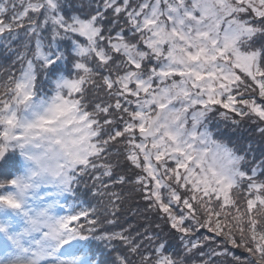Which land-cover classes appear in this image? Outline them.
Here are the masks:
<instances>
[{
    "label": "snow or ice",
    "instance_id": "1",
    "mask_svg": "<svg viewBox=\"0 0 264 264\" xmlns=\"http://www.w3.org/2000/svg\"><path fill=\"white\" fill-rule=\"evenodd\" d=\"M0 46V264H264V0H0Z\"/></svg>",
    "mask_w": 264,
    "mask_h": 264
},
{
    "label": "trees",
    "instance_id": "2",
    "mask_svg": "<svg viewBox=\"0 0 264 264\" xmlns=\"http://www.w3.org/2000/svg\"><path fill=\"white\" fill-rule=\"evenodd\" d=\"M9 63V61L6 59L4 53H3V47L0 46V65H4L7 66V64ZM257 155H259V149H257ZM93 203H95V201H92ZM133 210H135V206L133 205ZM125 220H127L129 223H137L138 222V218L133 216L131 212H129L125 217ZM123 222V221H122Z\"/></svg>",
    "mask_w": 264,
    "mask_h": 264
}]
</instances>
